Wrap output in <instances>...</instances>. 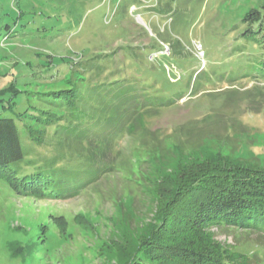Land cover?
I'll list each match as a JSON object with an SVG mask.
<instances>
[{
  "label": "rangeland",
  "instance_id": "374dc122",
  "mask_svg": "<svg viewBox=\"0 0 264 264\" xmlns=\"http://www.w3.org/2000/svg\"><path fill=\"white\" fill-rule=\"evenodd\" d=\"M263 6L264 0H0L2 118L43 111L42 95L89 91L101 81L137 79L169 96L183 91L168 107L145 108L134 134L111 139L107 172L78 196L45 197L35 187L25 194L29 186L0 177V264H111L197 173L231 160L264 168V70L257 63L264 33L258 52L244 21ZM61 141L70 160H94L88 139ZM208 235L235 262L264 264V233L222 222Z\"/></svg>",
  "mask_w": 264,
  "mask_h": 264
},
{
  "label": "trees",
  "instance_id": "16d2710c",
  "mask_svg": "<svg viewBox=\"0 0 264 264\" xmlns=\"http://www.w3.org/2000/svg\"><path fill=\"white\" fill-rule=\"evenodd\" d=\"M244 21L252 27L246 31L247 39L260 52L264 6L248 12ZM257 63L264 70V55ZM120 81H101L89 91L77 88L65 94H45L40 99L47 104L43 111L28 108L17 118L0 117V177L29 186L25 194L42 188L43 195L51 198H73L99 181L107 172L103 159L111 139L134 134L142 125L145 108L168 107L174 96L183 93L176 89L169 96L151 83L136 79L123 85ZM18 121L26 132L25 140ZM69 137L92 142L94 160H85L87 155L70 160L61 149L66 146L61 140ZM99 155L103 156L100 161ZM214 165L197 173L185 190L175 191L165 214L130 237L111 264H239L209 241L208 229L230 222L264 233V168L232 160Z\"/></svg>",
  "mask_w": 264,
  "mask_h": 264
},
{
  "label": "water",
  "instance_id": "95a60500",
  "mask_svg": "<svg viewBox=\"0 0 264 264\" xmlns=\"http://www.w3.org/2000/svg\"><path fill=\"white\" fill-rule=\"evenodd\" d=\"M116 263V262H115Z\"/></svg>",
  "mask_w": 264,
  "mask_h": 264
}]
</instances>
